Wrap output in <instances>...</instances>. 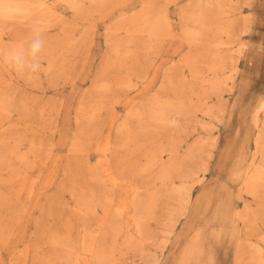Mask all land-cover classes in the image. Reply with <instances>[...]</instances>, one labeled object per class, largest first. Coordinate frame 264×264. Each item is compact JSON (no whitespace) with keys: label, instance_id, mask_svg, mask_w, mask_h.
Wrapping results in <instances>:
<instances>
[{"label":"rangeland","instance_id":"obj_1","mask_svg":"<svg viewBox=\"0 0 264 264\" xmlns=\"http://www.w3.org/2000/svg\"><path fill=\"white\" fill-rule=\"evenodd\" d=\"M174 1L113 0L101 10H94L88 2L83 5V12L79 13L60 0H49L54 8L50 20L57 26L42 30L45 47L48 45L43 52L42 71L27 74V77L20 76L4 62L1 54L4 49L0 50V90L14 94L13 103H25L30 112L26 118L27 128L20 126L10 129H7L9 125L25 122L22 113L15 110L7 117L0 112V133L17 139L24 135L35 136V140L45 148V154H51L50 160L38 161L43 171L40 172L39 168L33 173V177L39 180L32 199L27 193L15 198L10 195L9 189L0 184L1 197H13L11 206L0 205V220L15 223L16 217L23 216V223L16 227V239H12L1 251L0 264L20 262L27 246L40 248L39 252L46 256L50 250L48 239L57 234H66L67 224L71 222L75 226L73 234L77 237V232L83 231V225L81 217L75 213L76 200L86 186L88 169L101 160V155L96 151L98 145L107 139L112 141V146L120 143L117 128L130 109L135 106L147 107L155 97L163 94V86L170 98L179 101L180 96L175 95L174 91L179 90L181 84L183 103L193 105L189 117L182 119L179 126L173 122L167 127H159L146 117L140 122L132 120L134 138L128 147H117L119 158L114 167L128 177V190L140 187L141 199L156 193L160 201L153 213L154 219L147 225L149 239L144 243V251L137 252L125 247L122 236L114 242L109 237L105 246L111 250L115 243L119 251L115 254L119 258L112 257L106 264H152L150 258L160 254L159 246L166 239H169L170 246L164 264H171L177 251L181 252L189 245L196 233L200 234L198 242L204 247H214L216 264H257L251 260L254 253L250 243L264 236V181L258 179V174L264 170V157L259 156L254 165L248 162L255 152L253 139L257 130L254 119L260 104L264 102V0H228L229 7L221 9V12L215 11L222 20L241 19L242 16L234 8L243 2L251 6L250 10L244 5L243 13L252 12L256 20L253 29L242 36L250 47L240 57V74L235 80L234 90L226 92L222 87L209 91L204 102L194 93L196 88L200 90L206 79L213 77L212 73H206V62L209 63L217 55L225 58L224 70L219 73L223 80L231 69L232 58L238 57L235 53L238 47L235 44L218 45L229 40L215 31L201 45L190 47L184 38L183 16L208 0ZM144 6L167 8L173 31L153 49L133 46L135 55L122 62L126 48H121V53L115 55L108 41V31L121 25L127 18L140 16ZM8 27L14 29L17 35L8 33ZM67 31L70 32L67 38L75 40L73 47L64 41ZM0 32V43L5 47L20 39L27 46L33 35L31 28L2 19ZM118 35L115 39L124 37L125 33ZM191 51L197 55L199 66L203 69L199 81L193 80L189 70L183 66V57ZM54 54L59 65L63 62L67 69L66 74L56 82H52V78L45 73L47 59ZM109 60L118 63L110 66ZM167 73L173 76V82L165 78ZM142 76H146V80L138 84L136 91L119 84L129 79L139 82ZM104 84L106 86L102 87ZM92 104H97L99 110L93 124L96 126L95 132L90 135L93 129L81 117V109ZM221 106L226 110L222 114L218 112ZM208 107L215 116L203 111ZM260 118L264 120V112L260 113ZM143 129L148 132L145 133ZM82 135L84 144L89 142L86 148L88 153L73 152L74 138ZM172 145H175V149L170 153L168 149ZM30 146V141H24L21 151L27 152ZM160 150L164 153L159 155ZM190 151L195 155L193 161L185 159ZM212 152L213 157L208 158ZM153 153L158 155L159 163L146 171ZM31 164L23 169L30 171ZM162 165L173 166L166 180H160ZM240 168L251 171L248 180L244 179L246 176L242 178L239 175ZM2 169L1 166L0 179L9 177L8 171ZM190 174L195 175L189 179L192 194L194 197L200 195L203 202L196 208L189 225L184 228L182 225L171 236L166 230L172 214L181 205L174 189L179 186L183 176ZM48 180L49 184H46ZM89 186L95 187L94 183H89ZM110 189L106 188L107 191ZM56 197L59 202L52 203L51 200ZM36 222L41 223L40 228H37ZM96 228L97 224L93 223L91 229ZM226 228L227 238L214 246L210 239L211 232L216 230L224 234ZM241 243L245 253L243 260L237 262ZM31 263L32 253L28 261V264Z\"/></svg>","mask_w":264,"mask_h":264},{"label":"bare ground","instance_id":"obj_2","mask_svg":"<svg viewBox=\"0 0 264 264\" xmlns=\"http://www.w3.org/2000/svg\"><path fill=\"white\" fill-rule=\"evenodd\" d=\"M78 11L83 12V5L88 3L94 8V10H101L104 6H107L113 0H60ZM176 1V0H175ZM174 1V2H175ZM244 5L251 10L249 4L239 5L234 8V11H238L241 19H229L222 20L219 17V13L215 14V11L221 12V9L229 7L228 0H208L204 3H199L198 6L185 13L182 19V29L184 38L190 47H194L198 44L201 45L203 41L209 36L212 31L218 34L224 35L228 38L227 43H218L220 46L235 44L238 47L237 58H232L231 69L226 73L225 79L222 80L219 73L224 70L225 58L223 56H214L213 60L209 63L206 62L207 72L212 73V79H206L201 84L200 90L196 88L195 96L202 99V102L206 100V94L209 91L219 90L225 88L224 91L231 92L235 88V80L240 74L239 61L242 54L249 51V42L243 41L242 36L248 34L253 29L255 22V16L252 12L248 14L243 13ZM25 8L28 10V14H19L16 9ZM54 8L49 0H0V19L7 20L8 22H16L21 27L31 28L39 27L41 30L44 28H54L57 23L51 21ZM212 14V19H211ZM264 25V22H263ZM8 33L17 35L16 31L10 27ZM173 26L170 22V17L167 12V8H156L152 6H144L143 12L140 16H134L125 19L121 25L110 29L108 32L109 43L111 44L113 53L119 55L121 48H126L123 52L122 62L127 59H131L134 56L133 46H137L141 49H153L154 45L160 44L168 36H171ZM124 32V37L115 39V36ZM16 33V34H15ZM0 34H2L0 32ZM9 34V35H10ZM70 34L67 31L64 41L69 47H73L75 40L67 38ZM23 45L26 47L22 39L14 41L10 46H3L0 43V50L4 49V54L13 46ZM54 49V46H52ZM207 47H209L207 45ZM45 49H48L46 45ZM48 58V57H47ZM61 62V61H60ZM170 62V61H169ZM183 66L190 72V77L193 80L199 81L202 77L203 69L199 66V60L197 55L192 51L183 57ZM109 65H115L118 63L116 60H109ZM67 72L64 63L55 58V54L47 59V67L45 69L46 76L52 78V82H56L59 77L64 76ZM27 77V74L20 75ZM170 82H173V76L168 73L165 76ZM146 76L139 78V82L132 80H123L119 82L122 87H126L129 90H138V84L144 83ZM179 81H181L179 79ZM1 82V81H0ZM106 85L104 84L105 87ZM147 87V86H146ZM183 85L179 87V90L174 91L175 95H179V101L169 97V93L165 91V87L162 88V93L157 96L153 101L147 105V107L140 108L138 106L133 107L128 112L127 117L120 123L117 128V134L120 138V143H115L112 146V141L107 139L103 144L98 145L96 151L101 155V160L97 165H92L88 170V174L85 177L86 186L82 189L80 198L76 200L77 206L75 213L81 218L83 225V231L77 232V237L74 236L73 230L75 229L74 223L67 224L66 234H57L54 237L48 239L47 244L50 246V250L46 256H43L39 252L40 248L27 246L23 251L20 262H12L11 264H28L32 253L31 264H106L112 257L118 259V247L113 243L111 250H107L105 241L110 239L112 241L118 240L119 237H124V246L132 248L137 252H143V246L145 241L149 239V233L147 232V225L154 219L153 213L160 201L156 193L148 194L145 199L140 198L141 188L135 187L134 190H128L129 183L124 172L114 167L115 161L119 158V152L117 153V147H128L130 141L134 138V128L131 125L132 120L141 121L142 118H149L153 123L159 127H167V124L175 122V125L179 126L182 119L189 117L193 111V105L184 104L182 101V89ZM222 88V89H223ZM13 95L0 90V112L1 114L9 117L15 110L22 113V118L26 122L9 125L7 129L13 127L27 128L26 118L29 117V110L25 103L14 104ZM62 109V108H60ZM81 117L88 121L90 135L95 132L93 124L95 123L97 111L99 110L97 104H92L88 107L81 109ZM203 110V109H202ZM207 115H211L212 109L207 108L203 110ZM218 112L220 114L226 112L223 106L219 107ZM264 112V102H262L258 108L257 114L254 119V126L256 128V136L253 139V145L255 152L251 154L249 164L254 165L259 156L264 157V120L260 118V113ZM215 116V113L213 114ZM255 115V114H254ZM2 124V123H0ZM143 125V124H139ZM145 133L147 129H143ZM83 133L84 131H80ZM88 135V136H90ZM87 136V137H88ZM86 137V138H87ZM72 151L80 153H88L87 145L84 144V136H77L74 138ZM87 140V139H86ZM24 141H30L31 146L27 152L21 151V145ZM89 141V140H88ZM18 142V143H17ZM175 145H172L168 149V152H173ZM123 150H126L124 148ZM164 153L163 150L159 151V155ZM194 152L190 151L185 159L187 161L194 160ZM213 157V152L208 155V158ZM51 159V154H45V148L42 144L35 140V136L29 137L24 135L22 137L12 138L1 135L0 133V167L7 170L9 177L1 178L0 184L9 189L10 195L17 198L22 193H27L29 199L35 196L36 186L38 182L37 177H33L35 169L40 168V172L43 171V167L39 162H44ZM146 171L159 163L158 155L154 153L148 160ZM31 162H33L31 164ZM37 162V164H36ZM27 164L30 165V171L24 170L23 167ZM2 169V170H3ZM173 169V166L162 165L160 180H166L169 170ZM164 170V171H163ZM179 170V168H178ZM206 171V169H205ZM204 171V172H205ZM239 175L247 179L251 177V171L246 169H238ZM264 170L258 174L259 181H264ZM195 175L183 176L179 186L174 189L178 196L180 207L175 209L172 214L169 228L166 230L167 234L173 236L181 226L184 228L192 221L196 208L203 202L200 195L194 197L192 194V186H189V179H192ZM243 180V181H247ZM200 181V180H198ZM89 183H94L95 187H90ZM49 184V180L46 182ZM110 187L111 191H107L106 188ZM11 196L0 195V205L4 204L7 207L11 206L13 200ZM182 200V201H181ZM52 203H58L59 198L56 197L51 200ZM28 210V207L27 209ZM98 216V217H97ZM241 219V217H240ZM15 223H3L0 220V256L2 249H6L12 239H16L17 231L16 227H20L23 223V216L19 215L14 220ZM96 223L97 228L91 229L92 224ZM37 228L41 227L40 222H36ZM225 227H223L224 229ZM227 229V228H226ZM228 229L224 234L216 230L211 232V240L214 246L217 243H221L227 238ZM199 233L194 234L192 242L189 243L181 252L178 250L177 254L173 257L171 264H216L214 256V247L206 248L199 241ZM178 236V234H177ZM16 241V240H15ZM13 242V244L15 243ZM170 246L169 239H166L159 246L160 254L150 258L152 264H164L167 250ZM254 257L252 261L257 264H264V236L255 239L250 243ZM13 249H11L12 252ZM108 251V252H107ZM106 252V253H105ZM244 245L241 243L239 246V254L237 262L243 260ZM251 252V253H252Z\"/></svg>","mask_w":264,"mask_h":264},{"label":"clouds","instance_id":"obj_3","mask_svg":"<svg viewBox=\"0 0 264 264\" xmlns=\"http://www.w3.org/2000/svg\"><path fill=\"white\" fill-rule=\"evenodd\" d=\"M16 11L19 14H28V10L25 8H17ZM32 32V38L26 47L23 45L13 46L3 56L4 62L18 75L38 74L43 68L45 40L42 30L39 27H33Z\"/></svg>","mask_w":264,"mask_h":264}]
</instances>
